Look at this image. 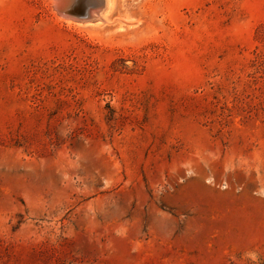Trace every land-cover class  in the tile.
Here are the masks:
<instances>
[{"label":"rangeland","instance_id":"374dc122","mask_svg":"<svg viewBox=\"0 0 264 264\" xmlns=\"http://www.w3.org/2000/svg\"><path fill=\"white\" fill-rule=\"evenodd\" d=\"M54 2L0 0V264H264V0Z\"/></svg>","mask_w":264,"mask_h":264},{"label":"water","instance_id":"95a60500","mask_svg":"<svg viewBox=\"0 0 264 264\" xmlns=\"http://www.w3.org/2000/svg\"><path fill=\"white\" fill-rule=\"evenodd\" d=\"M102 0H55V9L61 16L77 20H92L93 11L100 8Z\"/></svg>","mask_w":264,"mask_h":264},{"label":"bare ground","instance_id":"6f19581e","mask_svg":"<svg viewBox=\"0 0 264 264\" xmlns=\"http://www.w3.org/2000/svg\"><path fill=\"white\" fill-rule=\"evenodd\" d=\"M102 2L100 8L92 12L94 19L87 21L85 24L99 25L108 21L110 22L115 10L116 0H102Z\"/></svg>","mask_w":264,"mask_h":264}]
</instances>
